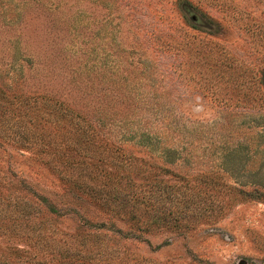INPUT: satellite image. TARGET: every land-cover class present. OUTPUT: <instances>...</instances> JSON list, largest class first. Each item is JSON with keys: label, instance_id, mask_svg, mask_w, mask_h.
I'll return each mask as SVG.
<instances>
[{"label": "rangeland", "instance_id": "obj_1", "mask_svg": "<svg viewBox=\"0 0 264 264\" xmlns=\"http://www.w3.org/2000/svg\"><path fill=\"white\" fill-rule=\"evenodd\" d=\"M262 77L264 0H0L4 92L66 102L93 124L104 167L115 146L136 162L94 199L75 181L96 168L61 164L74 127L0 100V228L18 220L0 231V264H264ZM174 174L229 195L200 218L208 196ZM119 180L126 206L105 197ZM187 201L197 220L173 229Z\"/></svg>", "mask_w": 264, "mask_h": 264}, {"label": "trees", "instance_id": "obj_2", "mask_svg": "<svg viewBox=\"0 0 264 264\" xmlns=\"http://www.w3.org/2000/svg\"><path fill=\"white\" fill-rule=\"evenodd\" d=\"M253 80L255 81V83L257 82L256 78H251V80L248 83L249 84L253 83ZM237 83H239V79L236 78V82H234L233 85H237ZM262 84L264 86V77L261 78V85ZM261 94L264 96V89L261 90ZM251 95H252V90L250 88L249 89L247 88V90L244 91V97L248 99L249 97H251ZM11 97L14 101H16L18 105L33 107L30 105H33V104L39 105L40 103L41 108H39L38 111L44 114L51 115L58 119H65L64 124L69 125L70 128L74 127L75 129L74 136H73L74 143L72 144V146H68L67 148H64V146L63 148H60L63 151L61 152L62 156H64V158H62L61 160L62 161L61 164L66 165V170H72L75 168H77L78 170H82L83 168L87 167V164L89 163H91V165L96 168L98 174L88 179L89 181L85 179L83 182L75 181V184L76 185L78 184L77 187L79 188V190H82L84 194L86 193V190L89 189L90 192H92L91 194L92 198L94 199L102 198V194L105 192V190H103L102 192L98 191L97 186L100 185V186L105 187L103 189H110L108 187V184L111 181V178L109 177V175L112 174L114 178L120 177L119 173H121L120 172L121 170L126 171L127 168L131 169L133 164L136 163V162H132V160H134L133 156H127L128 160L126 161L122 156L119 155L123 149L115 146V151H113V155L116 157L113 156L112 158L113 160L110 164V165H113L114 169L109 170L108 168L104 167L106 166V162L101 159L97 160L94 157V153L98 151L101 146L99 147L96 144L98 138H96L97 134H96L93 124L87 117V114H81L80 112L77 113L76 110L73 109L72 107L70 108L68 105L66 106V102L64 101L59 102L55 98L49 95L43 96V94H38L37 97L29 93H24L23 95H19V96H16V95L11 96L9 94H6V92H4L3 88L0 86V100L4 101L5 99L10 98L8 101L10 103ZM98 142L101 143L102 140L99 139ZM59 150H55V151H59ZM95 162H98L99 165H97ZM123 175H125L124 172L122 176ZM174 177L179 179L178 181L182 189L188 186L186 189H190V190L194 189L195 191L196 190L198 191V194L208 196L205 199L198 200V208L195 211L199 209L200 212L197 213V216H200V218L210 217V215H212L214 211L216 210V208L214 207V204H215L214 202L218 200L222 194L229 195V193L223 191V189L221 188H214L213 186H211L212 188H208L210 186L208 184L210 183V178L208 177V174H202L190 180H187L186 176L179 175V174H174ZM128 180L130 182L128 187L130 188L133 180L129 179V177H128ZM91 182H94V183L91 185L90 184ZM118 184H119L120 191H117L116 193L115 192L111 193V190H107V192L105 193V197L106 199H111L112 204L119 202L126 206L128 205V200L124 192H126L127 190L123 189L122 180H119ZM135 185L137 184L134 183V186ZM153 187H154V192L156 193L162 190L164 191L167 190L166 188H163L160 184H154ZM233 190L237 192L236 194L242 197H245V198H250V199L255 198L256 194L259 191L258 189L243 190V189L232 187V186L227 191L232 192ZM180 193H181V189H180ZM135 196H137V193H135ZM234 197L236 198L235 195ZM224 201L225 200L222 199L220 203ZM187 205L188 206L186 207V209H189L190 211H188V214H183V215L178 214V216H182V218H179V219L176 218L173 221L174 222L172 225L173 229H181L183 227V225L181 224H183L186 218L189 216V214L194 211L191 202L187 201ZM219 210L222 211V208H219ZM169 215H172V214L169 213ZM183 216H185L186 218L184 219ZM197 216L195 217L194 213L191 214L189 216V224L188 226H185V228H190L193 225V223H195V221L197 220L196 219ZM8 221L10 223V226L0 228V231L5 232L6 234L7 232H11V230L14 229L18 224V220H15L14 224H12L13 219H8ZM2 248H5V247L0 245V250ZM15 251H16L15 254L24 252L18 249H15ZM11 254L13 255V252ZM5 255L9 256V254H5Z\"/></svg>", "mask_w": 264, "mask_h": 264}]
</instances>
